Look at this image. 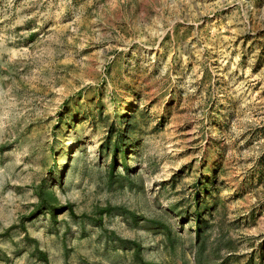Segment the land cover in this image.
I'll use <instances>...</instances> for the list:
<instances>
[{
	"label": "rangeland",
	"instance_id": "374dc122",
	"mask_svg": "<svg viewBox=\"0 0 264 264\" xmlns=\"http://www.w3.org/2000/svg\"><path fill=\"white\" fill-rule=\"evenodd\" d=\"M0 264H264V0H0Z\"/></svg>",
	"mask_w": 264,
	"mask_h": 264
},
{
	"label": "trees",
	"instance_id": "16d2710c",
	"mask_svg": "<svg viewBox=\"0 0 264 264\" xmlns=\"http://www.w3.org/2000/svg\"><path fill=\"white\" fill-rule=\"evenodd\" d=\"M196 211H197V212L199 213V215H200V212H199L200 209H199V207H197ZM199 215L197 216V219H196V220H197L196 222H197L198 224H197V229H196V232H195V233H196V238L199 240V244L201 245V242H200V241H201V225H200V224L202 223V220H201V218H200ZM137 247H138L137 249L139 250V249H140V246L137 245ZM39 253L42 254V255H44V257H45V254H43V253L40 252V251H39ZM197 259H198L197 262L200 263V259H199V258H197Z\"/></svg>",
	"mask_w": 264,
	"mask_h": 264
}]
</instances>
